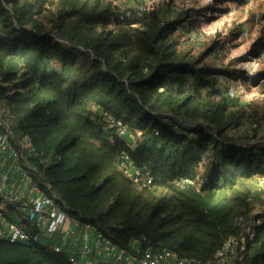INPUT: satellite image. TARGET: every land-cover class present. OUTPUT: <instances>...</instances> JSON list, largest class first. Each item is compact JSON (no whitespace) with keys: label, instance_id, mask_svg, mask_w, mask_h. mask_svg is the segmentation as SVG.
Here are the masks:
<instances>
[{"label":"trees","instance_id":"obj_1","mask_svg":"<svg viewBox=\"0 0 264 264\" xmlns=\"http://www.w3.org/2000/svg\"><path fill=\"white\" fill-rule=\"evenodd\" d=\"M168 8L0 0V108L12 144L30 158V176L80 227L133 254L168 249L208 263L254 216L264 143L226 140L252 115L224 97L212 69L182 51L173 31L183 20L170 22ZM25 137L34 152L22 146ZM125 155L141 183L125 174ZM3 203L32 237L0 236V264H75L77 234L38 242L25 200L11 203L1 193ZM257 228L225 264H264V222Z\"/></svg>","mask_w":264,"mask_h":264},{"label":"rangeland","instance_id":"obj_2","mask_svg":"<svg viewBox=\"0 0 264 264\" xmlns=\"http://www.w3.org/2000/svg\"><path fill=\"white\" fill-rule=\"evenodd\" d=\"M114 4L135 13H141L144 4L169 6V21L183 20L173 31L182 51L212 69L224 97L252 115L244 128L226 140L242 146L264 143V0H114ZM4 115L0 108V119L10 126ZM21 156L22 166L34 170L26 152ZM260 190L253 203L255 213L264 211V185Z\"/></svg>","mask_w":264,"mask_h":264},{"label":"built area","instance_id":"obj_3","mask_svg":"<svg viewBox=\"0 0 264 264\" xmlns=\"http://www.w3.org/2000/svg\"><path fill=\"white\" fill-rule=\"evenodd\" d=\"M152 8L144 4L141 6V12ZM236 93L232 87L229 95L234 96ZM109 126H117L122 136L131 137L132 134L128 128L122 125V122L113 115H105ZM22 146L35 151L31 140L25 137ZM0 155L5 160L13 159L15 166L9 169H3L0 172V194L2 193L6 200L14 203L25 200L27 208L25 209L28 218L35 226V240L43 244L50 242L54 234L60 232L67 239L68 235H76L73 242V254L71 260L75 264H98L96 259H101L105 264H225L229 259L245 250L246 245L257 234V227L264 222V211L254 212V216L246 218L238 223L239 231L231 236L223 245L215 257L208 263L188 260L181 258L175 251L168 249L155 250L151 248H138V254L122 250L110 239L97 232L90 225L79 226V221L73 218L66 211L62 210L56 204L54 198L48 196L40 186H38L33 177L30 176L27 168L21 164V154L12 144L10 126L0 119ZM124 172L133 178L135 183L142 182V174L134 167L130 157L125 155ZM151 180H149L150 182ZM261 186L251 197L254 203L255 198L261 192ZM29 193V195H27ZM5 204L0 205V236H5L13 242L27 241L31 239L32 233L21 223L9 219L5 215ZM71 224V229H67V224ZM79 227V229H78ZM94 235V242L92 240ZM62 245L55 247L57 251L61 250Z\"/></svg>","mask_w":264,"mask_h":264},{"label":"crops","instance_id":"obj_4","mask_svg":"<svg viewBox=\"0 0 264 264\" xmlns=\"http://www.w3.org/2000/svg\"><path fill=\"white\" fill-rule=\"evenodd\" d=\"M15 166V162L13 159H10V160H5L1 157L0 155V172L1 170L3 169H9V168H13ZM27 195H29V193H27ZM67 229H71V224L68 223L67 224ZM70 238H72L73 234L71 235H68ZM92 240L94 242V235L92 234ZM74 246V244H73ZM97 261H95L96 263L98 262V264H102V260L101 259H96Z\"/></svg>","mask_w":264,"mask_h":264},{"label":"water","instance_id":"obj_5","mask_svg":"<svg viewBox=\"0 0 264 264\" xmlns=\"http://www.w3.org/2000/svg\"><path fill=\"white\" fill-rule=\"evenodd\" d=\"M55 37H56L57 39H59V40H63V39L60 38V36H59L58 34H55Z\"/></svg>","mask_w":264,"mask_h":264}]
</instances>
